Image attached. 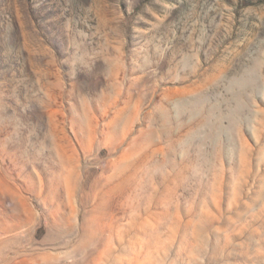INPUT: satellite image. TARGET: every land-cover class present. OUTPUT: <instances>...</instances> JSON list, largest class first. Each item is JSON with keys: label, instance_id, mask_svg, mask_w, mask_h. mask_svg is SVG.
Listing matches in <instances>:
<instances>
[{"label": "rangeland", "instance_id": "rangeland-1", "mask_svg": "<svg viewBox=\"0 0 264 264\" xmlns=\"http://www.w3.org/2000/svg\"><path fill=\"white\" fill-rule=\"evenodd\" d=\"M0 264H264V0H0Z\"/></svg>", "mask_w": 264, "mask_h": 264}, {"label": "bare ground", "instance_id": "bare-ground-1", "mask_svg": "<svg viewBox=\"0 0 264 264\" xmlns=\"http://www.w3.org/2000/svg\"><path fill=\"white\" fill-rule=\"evenodd\" d=\"M119 183H120V182H119ZM222 187H223V186H222ZM243 208H244V207H243ZM206 214H207V213H206ZM206 216H207V215H206ZM179 221H180V220H179ZM3 230H4V231H6V229H5V228H3ZM130 246H131V245H130Z\"/></svg>", "mask_w": 264, "mask_h": 264}]
</instances>
